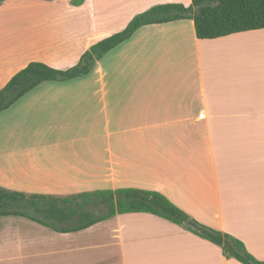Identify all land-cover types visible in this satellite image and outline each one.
<instances>
[{"label": "crops", "instance_id": "1", "mask_svg": "<svg viewBox=\"0 0 264 264\" xmlns=\"http://www.w3.org/2000/svg\"><path fill=\"white\" fill-rule=\"evenodd\" d=\"M169 2L191 0L146 1L141 12ZM71 5L68 15H32V23L27 14L0 31V88L33 60L68 68L109 34L107 13L94 22L93 0ZM45 21L65 35H46ZM60 57L72 62L58 66ZM5 119L1 187L159 191L264 261V28L199 39L192 19L143 25L87 75L42 82L0 112V126ZM0 264L242 263L184 225L132 212L68 233L0 216Z\"/></svg>", "mask_w": 264, "mask_h": 264}, {"label": "trees", "instance_id": "2", "mask_svg": "<svg viewBox=\"0 0 264 264\" xmlns=\"http://www.w3.org/2000/svg\"><path fill=\"white\" fill-rule=\"evenodd\" d=\"M6 0H0V3ZM84 0H71L79 5ZM192 19L199 39H214L233 33L264 28V0H191L155 4L135 14L126 26L91 44L78 61L65 69L42 61H30L0 88V112L45 81H67L87 75L109 50L127 40L141 26ZM151 213L206 239L222 250L226 258L242 264H264L240 239L204 225L159 191L136 188H103L66 196L9 190L0 186V216H18L36 221L56 232H76L117 214ZM192 221L195 226L188 224Z\"/></svg>", "mask_w": 264, "mask_h": 264}, {"label": "rangeland", "instance_id": "3", "mask_svg": "<svg viewBox=\"0 0 264 264\" xmlns=\"http://www.w3.org/2000/svg\"><path fill=\"white\" fill-rule=\"evenodd\" d=\"M93 1H94V8H95L96 17H97V20L94 18V22L95 21H98V23L102 22L100 18L103 13H107L109 15L106 23L101 28L102 30H106V32H109V34L104 36V37H107L115 32L113 31L114 29L120 28V26H123L122 24L124 22H128V19L130 18V16L132 17L135 14L141 12V8L144 7L143 2H146V1L151 2L152 0H93ZM70 2L71 0H6L0 3V31L2 30L5 31L11 25H14L15 23L16 24L20 23L22 20H25V17L27 14H30V22L32 23L34 21H38V17L33 18L32 15L33 16L41 15V17H43L48 12H55L59 14L68 15L69 13H71L70 10L72 9L71 8L72 5ZM110 19L112 20L110 21ZM52 25L53 23L51 22L48 23L46 21L44 23H41L42 29H45V31H48L49 33L46 35L50 36V34L53 35L54 33H55V36L57 35L58 37H60L61 35L62 36L65 35V32L61 30L60 24L55 25L50 29L49 26H52ZM125 26L121 27V29H123ZM64 39L65 37L62 38V40ZM100 39H102V37L98 35V37L95 39V42H97ZM116 59L117 58L115 57L113 61L114 60L116 61ZM71 60L72 59L70 58L60 57L59 59L56 60V62L58 66L64 67L70 64L72 62ZM44 113L45 112L40 111V112H37V113L35 112L31 114V117H30L31 119L29 123L31 124V128L33 126H36L37 121H35L34 119L37 116V114L40 117V115H44ZM8 122H9V119H5V121L0 126V130H1L0 132L3 134V135H0V139L6 137V129L4 128H6L5 126H6V123ZM4 148L5 146L4 147L0 146V150Z\"/></svg>", "mask_w": 264, "mask_h": 264}, {"label": "water", "instance_id": "4", "mask_svg": "<svg viewBox=\"0 0 264 264\" xmlns=\"http://www.w3.org/2000/svg\"><path fill=\"white\" fill-rule=\"evenodd\" d=\"M188 224L191 225V226H195L192 221H188Z\"/></svg>", "mask_w": 264, "mask_h": 264}]
</instances>
